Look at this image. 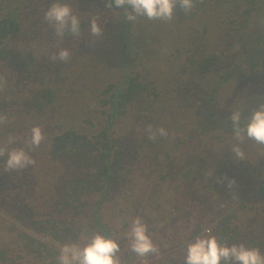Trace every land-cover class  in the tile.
Returning a JSON list of instances; mask_svg holds the SVG:
<instances>
[{
    "label": "trees",
    "instance_id": "obj_1",
    "mask_svg": "<svg viewBox=\"0 0 264 264\" xmlns=\"http://www.w3.org/2000/svg\"><path fill=\"white\" fill-rule=\"evenodd\" d=\"M5 1L14 2L13 0ZM89 1L96 3V11L100 14H113L109 18L113 20V27L118 31L120 38L116 52L122 48V55L125 56L121 64L123 74L121 77L113 75L104 78V84L96 79V87L91 97L96 107L93 112L96 113V117L87 121L89 126L82 125L74 128L58 125L51 131H42L45 139L38 147V152L41 150L44 159L52 166L63 167L55 193L50 198V200L56 198L57 201L55 204L50 203L49 209L56 207V210L60 209L59 211H69L72 218L70 220L51 218V211L49 215L44 212L46 214L43 213L44 219L42 220L40 217L42 214L35 212L38 196L30 190L20 202L11 193L14 204L20 211L16 222L12 223L7 220L1 222L3 225L0 227V264H34V259H39L44 249H47V243L53 246L76 243L80 246L87 242L85 238L77 234L82 227L91 229V226H95L96 233L114 239L120 244L121 237L118 236L128 228L130 219L122 222V229L115 230L113 233V223L109 217L106 218L105 213L110 209L113 216H117L113 210L118 203L115 196L119 189L124 188L127 181L130 182L132 172L137 173L143 164L148 163H153L149 166L154 173H163L164 168L167 171L170 165L175 171H180L186 165L191 167L193 162L191 159L194 156L192 152L199 148L192 145L195 138L203 139L209 150L215 148L216 142L219 145L217 148H221L220 152L222 149L223 152L227 151L228 146L223 148L222 146L226 144L231 133L233 134L232 123L228 117L231 112L228 113L226 109L223 111L218 109V113L215 111L217 110L216 104L223 101L224 94L231 92L233 101L239 97V101L245 100L246 95L249 94L250 100L253 101L252 109L248 111L251 113L260 104H264V0H194V7L190 11L185 13L178 7L180 12L175 11L176 15L180 20H184L186 16L191 20L190 22L197 19L209 22L198 23L200 28L195 23H176L177 29L167 27L169 23H163L167 41L169 39L176 41L177 36L174 34L185 26L186 41L183 44H168L164 49H156V52L160 54V58H163L162 61L167 66L165 70H170L165 73L173 72L177 81H181L184 77L187 78L185 93L190 95L193 93V98H203V103L198 101L196 105V107H199V104L202 105L199 111L193 107V102L192 107L187 109L188 111H183L179 106L181 98L175 96L171 100L173 93L171 90H166L165 78L161 82L153 80L152 70L145 67L139 54H135L134 49L131 48L136 46L133 37L137 28H134L133 23H140L141 27H147L160 20L152 21L146 17H138L135 22H128L125 18V9L105 6L109 0ZM17 11L16 7L11 8L8 16L0 17V65H5L6 68L14 66L15 72L21 76V85L25 86V82H29L30 79L34 83L29 96L27 93L24 109L21 112L24 117L21 124L22 132H26L30 126L27 122H33L36 114H45V120L50 123L55 120L57 111L55 104L65 99L60 86H63V82L69 81L70 77L65 76L64 73L59 74L58 77L42 73H35L31 76L34 73L29 72L30 70L25 67L26 62H16L18 56L11 50L9 43L23 35L22 24L15 18ZM84 23L85 21L81 23V30L86 27ZM223 27L229 28L225 34L228 36L227 42L232 45L233 51L221 60L218 48L222 43L218 42L221 37L217 31ZM145 32L148 33V29ZM71 38L76 39L72 35H66L61 42L64 43V40ZM215 43L217 46L213 49ZM146 46L148 44H145ZM145 47V53L152 55L155 52L152 50L147 52ZM180 52L190 55L186 58ZM145 59L152 60L150 56ZM9 62H12V66ZM94 68L99 71L98 67ZM86 83L87 81L85 86L88 88ZM92 83L93 81H89V86ZM193 88L200 93L193 91ZM84 91L87 90L84 89ZM165 92L168 98L167 101L164 99L163 105L168 107L166 104L169 102V106L172 104L178 107L173 116L164 113L161 126H165L168 135L161 137L157 134L155 140H150L147 133V136L141 138L132 150H126V139L124 140V136L122 138L116 136L117 125L115 124L120 122L121 118H127L130 113H137L138 109V111L144 110L145 112L142 117L147 119L144 120L146 128L151 126L153 130H156L162 114H159L155 103L165 96ZM188 114L195 115L196 120H191L187 117ZM250 116L244 115L242 126L245 119ZM45 127L50 129L54 126L50 124ZM254 144L258 146L259 158L264 161V146L255 142ZM29 153L37 155V150H31ZM232 158L233 161L228 171L223 174L227 177L238 175L240 189L246 191L245 203L250 208L244 209L245 204H243L235 211V214H229L217 224L215 223L213 225L214 236L221 244L227 239V241H235L249 248H258L264 254V208H258L259 196L256 193V188L264 183V176L260 173L264 171V163L257 170L253 168L254 171H250L247 168L248 162L239 163V160H235L233 156ZM5 161L6 159H0V184L4 190V187L10 186L2 179L4 170L7 169L2 166ZM203 164L206 167V163L203 162ZM250 172L259 174V177L252 181L254 187L251 189L248 188L251 182ZM31 175L32 183L26 174H22L17 182L22 191L23 188L28 190V186L31 185L32 188L37 187L39 181L35 169ZM151 176V174L148 176L150 181H155L159 177L155 175L151 179ZM146 178L139 176L138 183L142 188H144ZM159 179L166 181L167 177L164 175ZM157 186H160V182L156 188ZM170 190L167 188V192ZM0 199L2 202L5 200L3 197ZM193 201L197 208L193 205L188 213L183 211L185 223L182 224L192 225L191 233L194 239L203 226L200 219L206 218L201 214L204 211L200 210V204L203 207L202 202L211 203L212 201L211 196L208 195L203 197V201L199 199ZM119 211L122 212L123 209ZM213 213H210V217L206 219L209 223L216 221L215 217L218 213ZM58 220L61 221L58 222ZM251 221H256L260 229L256 230L253 226L251 230L253 232L245 233L247 238L244 239L239 232L247 228L246 222ZM13 232L16 236L9 240L6 239V236ZM150 232L155 234L157 229L153 230L152 227ZM235 242H231V245ZM159 247L164 246L158 244L159 251L167 250ZM165 256H173V254L165 253ZM181 262L184 264V258Z\"/></svg>",
    "mask_w": 264,
    "mask_h": 264
},
{
    "label": "rangeland",
    "instance_id": "obj_2",
    "mask_svg": "<svg viewBox=\"0 0 264 264\" xmlns=\"http://www.w3.org/2000/svg\"><path fill=\"white\" fill-rule=\"evenodd\" d=\"M13 1V3H8L5 0H1L0 17L4 18L8 16V11H11V8H18V11L15 12V18H17L22 24L23 35L9 43L11 45V50H13L14 54L18 56V58L16 57V62H26L25 67L30 70L29 72L34 73H31L33 74L31 76H34L35 73H42L58 77L59 74L64 73L65 76L70 77L69 81L63 82V86H60V91H62L65 99L63 102L60 100L55 104L57 108L55 120L50 123L45 120V114H36L33 122H27V124H30L27 131L22 132L21 124L24 117H22L21 112L24 109L27 93L29 96L34 83L30 79L29 82H25V86L21 85V76L15 72L12 62H9L12 66L11 68H6L5 65H0V77H3L5 81L4 88L0 90V115L6 117V122L0 125V145H5L7 143V138L11 136L14 137L15 140L11 145H7L8 148L23 147L27 151L26 144L27 140L30 139V129L33 127L39 126L43 132H47L57 128L58 125H60V127L68 126L74 128L82 125L89 126L87 125V123H89L87 121L96 117V113H93L96 107L91 99L93 91L95 90L94 88L96 87V79L104 84V78H109L113 75L121 77L123 74L121 64L123 63L122 60H124L125 56L122 55V48L119 52H116V49L119 47L117 46L119 44L118 39L120 38L118 36V31L113 27V20L109 18L112 17L113 14H100L96 11V3H92L89 0H61L62 3L68 4L73 9V13L80 18L81 23L85 21L84 24H86V27L81 30V36L75 37L76 39H72V37L69 40H64V43H62L61 39L54 35L53 28L44 19L45 12L52 3L56 2V0ZM175 11L180 12L178 7ZM175 11L173 19L170 21H155V23H151V25L147 24L149 25L147 27H141L140 23H133L134 28H137V32H135L133 37L136 46L131 48L134 49L135 54H139L145 67L152 70L153 80L161 82L164 81L165 78L166 90H171V93H173L171 100H173L175 96L181 98L182 100H179L181 101L179 106H181L180 108L183 109V111L190 109L193 102V107L197 109L196 111H199L202 107L201 104L203 103V98H193V93L191 95L185 93V86L188 81L187 78L184 77L181 81H177L173 72L170 74L165 73L170 70H165L167 66L162 61L163 58L159 57L160 54L156 52V49H164L168 44L181 45L186 41V36H184L185 26L182 30H178L177 33L174 34L177 36L176 41H172L171 39L167 41L164 31L165 26L163 23H169L167 24V27H176L177 29L178 26L176 23H195L197 27L200 28L198 23H207L209 21L204 19L198 21L197 19L196 21L190 22L191 20L186 16L184 20H180ZM93 17L97 18V22L102 28V35L97 38H93L89 34V23ZM211 28H213V26H211ZM224 28L225 27L217 31L221 37L218 42L222 43L218 48V52L221 53V60L224 56L233 51L232 45L227 42L228 36L225 34L229 28ZM147 29L148 33L145 32ZM217 43L214 44L213 49L217 46ZM145 44H148V46L145 47ZM144 47L147 52L150 50L155 52H153L152 55L145 53ZM61 48L69 50L71 58L67 62L52 61L50 57ZM180 53L186 58L190 55L183 52ZM148 56H150L152 60H146L145 57ZM94 67H98L99 71L95 70ZM86 81L88 88L85 86ZM89 81H93L90 86ZM27 89L29 91H26ZM84 89L87 91H84ZM193 91L200 93V91L195 88H193ZM167 98V92H165V96L155 103L159 114H162L161 120L156 126L157 129H165V126H161L164 113L173 116L174 111L178 108L171 104V109H169V102L166 104L168 107H165L163 103L165 102L164 99L167 101ZM246 98L247 99L245 100L241 99V101H239V97L233 101L232 93H226L224 94L223 101L217 103V106L215 105L217 109L215 111L217 113L218 109H220V111L226 109L228 113L240 111L243 114L241 118H244L245 114H252L248 111L252 109L253 106V101L250 100L249 94L246 95ZM198 101H200L201 104H199V107H196ZM143 111H138L137 109V113H130L127 118L123 117L120 122L115 124L117 125L116 136L118 138L124 136V140L126 139V150H132L141 138L147 136V131L145 130L146 122L144 121L147 119H145V117L143 119L142 115L145 114ZM187 117L191 118V120H196V116L193 114H188ZM170 123H172L171 120ZM50 124L54 127L47 129L45 126ZM234 143H236V141L233 139V134L231 133L226 144L222 146V148L228 146L227 151L223 152L222 149L220 152L221 148H217L219 145H217L216 142L215 148L209 150L203 139L199 140L198 138H195L192 141V145L199 148L195 152H192L194 156L191 159L193 161L191 167L186 165V167L182 168L180 171H175L172 165H170L169 168L167 167V171L164 168L165 172L154 173L153 169L149 166L153 163H148L143 164L137 173H131L130 182L127 181L124 184V188L122 187L121 190L119 189L115 196L118 203L113 210L116 212L117 216H113L110 209L105 213L106 218L109 217L113 223V233L115 230L122 229V222L127 221L128 218L130 219L128 221L130 222L128 228L118 236L121 237V242L119 244L121 251L118 255L121 258L122 264H183L181 261H183L186 246L193 240V234L191 233L192 225L189 226L188 224L187 226L186 224H182L185 223L183 218L185 217V214L183 211L188 213L193 205L196 206L193 201L194 199L203 201V197L208 195L211 196L212 201L211 203H207L208 201L206 203L202 202L203 207L200 204V210L204 211L201 214L205 215L206 218H203L204 220L200 219L203 226L200 232L201 234L199 233L198 235L211 234L214 236L213 225L215 223L217 224L229 214H235V211L242 207L243 204H245L244 209L250 208L245 203L246 191L240 189V179L238 175H230L229 178L223 174V172L228 171L231 162L233 161V155L230 152V148ZM198 144H200V146ZM240 146L245 153V159L242 161L239 160V163L246 161L248 162L247 168L250 171H254V169L257 170L262 163H264L262 158H259L260 154L257 152L258 146H256L252 140L248 139H245ZM35 149L37 150V155L29 153V155L35 160V167L32 165L22 170H4V177L2 179H4L6 184H10V186L4 187V190L0 184V197L5 199L4 202L0 199V227L5 220L12 223L16 222L18 217L17 214L20 211V209L14 204L11 193L21 202L24 200L23 197L27 196L30 190L39 198L35 207V212L42 214V216H40L42 220L44 219L43 213L47 212L49 215L51 211V218L58 217V219L66 220L72 218L69 211H59L60 209L56 210V207L49 209L50 203L55 204L57 201L56 198H52L51 200L50 198L55 193V188L57 187V182L63 167L61 168L57 165L52 166L44 159L43 152H41V150L38 152V148ZM0 159H7V157H0ZM203 162L206 163V167L203 166ZM2 166L6 167V161ZM34 169L39 181L37 187L35 186L32 188L31 185L28 186V190L23 188L22 191L20 184L18 183L17 185V182L20 180L22 174H26L32 183L31 173H33ZM260 173L264 176V171H261ZM150 174L152 175L151 179H153L155 175H159V177L165 175L167 180L163 181L158 177L155 181H150L148 179ZM139 176L147 177L144 188L138 183ZM258 177L259 174L249 173V180L251 181L248 186L249 189L254 187L252 181ZM159 182L160 186H157L156 188V185ZM230 184L231 187H229ZM167 188H170L171 190L167 192ZM256 193L259 196L258 199L260 201H258V208H264V183L256 188ZM126 195L128 197H126ZM120 209H123V211L120 212ZM213 212L218 213L215 217L216 221L209 223L206 219L207 217H210V213L214 214ZM45 214L46 213H44V215ZM136 217H140L145 223L147 233L150 238L152 237L151 240L153 244L155 246L157 245V248L158 244L159 246L163 245L164 247L159 248L167 250L161 249L162 251H158V253L154 254L150 253L146 257H139L130 251V246L127 241V233L130 230L133 219ZM60 221L61 220H58V222ZM16 225H18V223ZM253 226L256 230L260 229L256 221L246 222L247 228L242 229L239 234L243 235L242 237L244 239L247 238L245 233L253 232L251 231ZM152 227L153 230L157 229L155 234L150 232ZM259 232L261 233V231ZM93 233H96L95 226H91V229L82 227L77 232L79 236L86 240L90 239L94 235ZM14 236H16L15 232L6 236V239L9 240ZM231 242L235 241H227V239H225L222 244L229 246L231 245ZM84 244L85 243L80 246L83 247ZM235 244L238 243L235 242ZM60 247L61 246H53L47 243V249H44V252L39 259H34V264H58ZM165 253H171L173 256H165Z\"/></svg>",
    "mask_w": 264,
    "mask_h": 264
},
{
    "label": "clouds",
    "instance_id": "obj_3",
    "mask_svg": "<svg viewBox=\"0 0 264 264\" xmlns=\"http://www.w3.org/2000/svg\"><path fill=\"white\" fill-rule=\"evenodd\" d=\"M125 9V18L128 22H135L138 17L148 20L170 21L173 19L177 7L185 13L194 7V0H109L105 5ZM130 9V10H129ZM45 21L53 28L54 35L61 40L66 35L79 37L81 34V20L73 13V9L61 0L52 3L44 14ZM89 34L93 38L102 35V28L93 17L89 23ZM94 42V41H93ZM71 58L69 50L61 48L54 53L52 61L67 62ZM4 78L0 77V90L4 88ZM242 113L232 112L229 119L233 128V139L236 141L230 148L235 160H244L245 153L240 144L245 140H252L264 146V104L253 110L251 116L245 119L242 126ZM6 122V117L0 115V125ZM150 140H155L157 134L166 137L164 128L153 130L151 126L145 129ZM45 139L41 127L30 129V139L25 148H8L14 143V137H8L5 145H0V157H7L8 170H22L35 164L29 151L38 148ZM231 187V184L229 185ZM210 231V230H209ZM127 241L130 251L139 257H146L150 253H158L159 249L153 244L147 234V227L140 217L133 219ZM121 248L114 239L96 233L83 247L76 243L65 244L60 247L58 264H122L118 255ZM184 264H264V254L258 248L245 247L244 244H221L215 236L197 235L189 242L185 249Z\"/></svg>",
    "mask_w": 264,
    "mask_h": 264
}]
</instances>
